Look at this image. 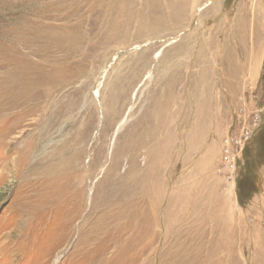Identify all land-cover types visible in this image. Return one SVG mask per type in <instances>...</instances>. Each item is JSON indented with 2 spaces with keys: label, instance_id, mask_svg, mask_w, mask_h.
Masks as SVG:
<instances>
[{
  "label": "rangeland",
  "instance_id": "374dc122",
  "mask_svg": "<svg viewBox=\"0 0 264 264\" xmlns=\"http://www.w3.org/2000/svg\"><path fill=\"white\" fill-rule=\"evenodd\" d=\"M261 28L264 0H0V264H264Z\"/></svg>",
  "mask_w": 264,
  "mask_h": 264
},
{
  "label": "built area",
  "instance_id": "2783aa9c",
  "mask_svg": "<svg viewBox=\"0 0 264 264\" xmlns=\"http://www.w3.org/2000/svg\"><path fill=\"white\" fill-rule=\"evenodd\" d=\"M253 121L251 127H243L238 132L227 133L221 141V157L219 169L227 179H231L236 173L237 162L241 160L242 150L254 131L258 129L262 122V109L253 111Z\"/></svg>",
  "mask_w": 264,
  "mask_h": 264
},
{
  "label": "crops",
  "instance_id": "0c3cea01",
  "mask_svg": "<svg viewBox=\"0 0 264 264\" xmlns=\"http://www.w3.org/2000/svg\"><path fill=\"white\" fill-rule=\"evenodd\" d=\"M258 38L256 39V47L259 48V55L252 61L251 60V80L255 82L258 81L259 79L261 80L262 72H263V67H264V28H261L257 30ZM262 174H263V182H264V166H262ZM264 185V184H263ZM263 192L260 193V196L257 197V201L255 199L253 200V205L255 208L259 210L260 216L264 214V189L262 190ZM257 202V203H255ZM258 206V207H257Z\"/></svg>",
  "mask_w": 264,
  "mask_h": 264
},
{
  "label": "bare ground",
  "instance_id": "6f19581e",
  "mask_svg": "<svg viewBox=\"0 0 264 264\" xmlns=\"http://www.w3.org/2000/svg\"><path fill=\"white\" fill-rule=\"evenodd\" d=\"M205 55V54H204ZM205 56H207V54L205 55ZM213 57V56H212ZM208 59V58H207ZM213 60V59H212ZM197 61H199V58H198V60ZM201 61V60H200ZM204 66H206V63L205 62H201V64L200 65H198V70H201V69H203V67ZM188 67V66H187ZM47 94V93H46ZM199 94V93H198ZM47 97H49V96H47ZM48 99V98H47ZM55 103V102H54ZM53 104V103H52ZM45 106V105H44ZM45 108V107H44ZM47 108V107H46ZM48 111V110H47ZM44 114V113H43ZM52 116H53V114H52ZM51 117V116H50ZM64 149V148H63ZM161 151V150H160ZM164 152V151H163ZM47 162V161H46ZM51 162V161H50ZM39 167V166H38ZM49 187V185H48V183L47 184H45L44 185V188H48ZM140 189V188H139ZM123 201V200H122ZM125 204V203H124ZM133 205V204H132ZM119 210V209H118ZM114 213V212H113ZM106 214H108V213H103L101 216H99V218H98V220H100V219H105L104 217L106 216ZM120 216V215H119ZM111 217V216H110ZM121 217V216H120ZM115 219H119V217H117V218H115ZM112 220V219H111ZM115 221V220H114ZM110 222H113V221H109V223ZM103 224H106V223H103ZM120 225L118 224V226H116V228H114L113 230H111L112 229V227H109V228H106L105 230H103L102 232H101V234L98 232V229H97V225L92 229V231H91V233H90V236H88V240L89 241H94V240H102V239H115V240H117L116 242H119V239H120V227H119ZM132 226V221L130 220V224L127 226H123V225H121V227H124V228H127V227H131ZM91 239V240H90ZM108 247H109V244L107 245ZM106 246V247H107ZM106 247H103L101 250H99L98 251V254L101 256V253H104L103 251H105V249H106ZM125 248V247H124ZM124 248L122 249L121 248V250H124ZM129 248L130 247H128L127 249L129 250ZM102 251V252H101ZM113 255V254H112ZM116 255V254H115ZM102 257V256H101ZM101 260H103L102 258H100Z\"/></svg>",
  "mask_w": 264,
  "mask_h": 264
},
{
  "label": "trees",
  "instance_id": "16d2710c",
  "mask_svg": "<svg viewBox=\"0 0 264 264\" xmlns=\"http://www.w3.org/2000/svg\"><path fill=\"white\" fill-rule=\"evenodd\" d=\"M261 79H262V81H264V67H263ZM258 131H260V133L258 135V143L264 147V127H262V129H259ZM245 149H246V147H245Z\"/></svg>",
  "mask_w": 264,
  "mask_h": 264
}]
</instances>
